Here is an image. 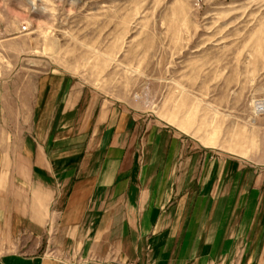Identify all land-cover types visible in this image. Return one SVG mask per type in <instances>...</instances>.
Instances as JSON below:
<instances>
[{"label":"crops","instance_id":"obj_1","mask_svg":"<svg viewBox=\"0 0 264 264\" xmlns=\"http://www.w3.org/2000/svg\"><path fill=\"white\" fill-rule=\"evenodd\" d=\"M74 79L41 77L33 136L0 158V264H264V173Z\"/></svg>","mask_w":264,"mask_h":264},{"label":"rangeland","instance_id":"obj_2","mask_svg":"<svg viewBox=\"0 0 264 264\" xmlns=\"http://www.w3.org/2000/svg\"><path fill=\"white\" fill-rule=\"evenodd\" d=\"M52 75L264 173V0H0V158Z\"/></svg>","mask_w":264,"mask_h":264},{"label":"built area","instance_id":"obj_3","mask_svg":"<svg viewBox=\"0 0 264 264\" xmlns=\"http://www.w3.org/2000/svg\"><path fill=\"white\" fill-rule=\"evenodd\" d=\"M263 107L261 106V104H259L258 106H257V110L259 111V112H261L263 109H262Z\"/></svg>","mask_w":264,"mask_h":264},{"label":"bare ground","instance_id":"obj_4","mask_svg":"<svg viewBox=\"0 0 264 264\" xmlns=\"http://www.w3.org/2000/svg\"><path fill=\"white\" fill-rule=\"evenodd\" d=\"M262 107H264L262 104H261Z\"/></svg>","mask_w":264,"mask_h":264}]
</instances>
